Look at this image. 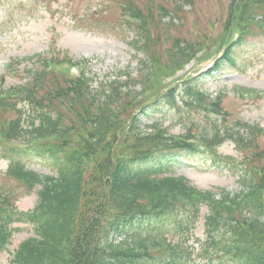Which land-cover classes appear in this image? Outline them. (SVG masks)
<instances>
[{"label":"trees","instance_id":"1","mask_svg":"<svg viewBox=\"0 0 264 264\" xmlns=\"http://www.w3.org/2000/svg\"><path fill=\"white\" fill-rule=\"evenodd\" d=\"M119 3L127 29L134 32L129 44L147 58L140 61L143 69L137 76L125 72L126 81L93 91L87 79L51 66L57 58L35 55L24 83L0 88V157L9 160L0 172V252L11 242L13 223L25 222L34 235L20 242L10 264H188L190 247L168 241L162 224L180 210L193 222L204 203L203 264H214V258L216 264H264V137L247 124L246 136L236 133V143L250 157H244L241 167V188L231 196L223 193L221 200L210 190L196 189L185 176L167 174L170 164L147 166L173 151L194 152L189 137L199 139L205 150L222 141L220 133L230 129L228 112L224 95L211 96L197 81L180 86V104L175 99L178 86L162 92L158 83L147 81L149 60L166 72L195 49L196 43L172 34L178 27L172 15L183 13L182 5L168 0ZM232 18L245 29L244 42L253 26L264 23V0H234L228 24ZM235 48L228 47L225 58ZM64 59L70 61L67 55ZM224 61L215 67L222 68ZM122 84H140L142 91L152 90L171 107H192L215 118L204 126L192 120L182 140L164 135L156 124L141 131L133 114L143 107V101H136L140 92H123ZM28 153L49 160L52 173L28 168L21 158ZM256 167L263 177L256 176ZM37 187L33 208L19 210L18 196ZM119 231L127 236L114 238Z\"/></svg>","mask_w":264,"mask_h":264},{"label":"rangeland","instance_id":"2","mask_svg":"<svg viewBox=\"0 0 264 264\" xmlns=\"http://www.w3.org/2000/svg\"><path fill=\"white\" fill-rule=\"evenodd\" d=\"M229 1L194 0V5L184 8L187 17L185 26L188 29L185 35L192 32L197 25L202 29L199 37L218 34L223 28V18ZM122 18L116 0H0V75L5 73L4 65L13 59L29 57L35 53L45 55L49 52L58 57L68 52L74 61L84 59L80 67L86 69V76L93 77V87L101 81L105 82L117 70H133L137 66V60L133 57V49L126 42L131 35L119 31ZM92 19L108 22L117 31L102 32L92 29L89 27ZM181 20L184 22L186 19ZM240 51L241 55L236 58L235 67L229 71L221 70L204 76L203 87L213 95L220 91L228 93L224 100V106L229 113L228 126L238 120L257 122L264 126V99L242 98L239 91L235 92L239 87L264 91V31L255 28V34L247 38ZM29 63L30 61L21 63L13 76L6 77L3 87L23 83L25 68ZM209 64H200L197 74ZM176 99L178 100L177 95ZM190 116L202 125L209 121L206 116L194 111L170 108L162 101L151 104L139 115V128L147 130L150 124L158 122L170 132L180 133L190 124ZM236 154L232 142L229 141L217 149L218 156ZM21 158L29 168L39 173L50 174L52 171L49 162L39 157ZM166 164L171 165L173 174L188 177L199 188H217L216 191L225 188L233 192L239 189L237 176L228 169L225 162L220 159L214 162L208 154L177 151L159 160H152L147 166ZM7 165L8 160L0 157V171H4ZM22 196L17 201L18 208L31 209L36 203V192ZM205 211V207H201L199 218L192 223L188 221L189 215L186 212L171 216L162 224L167 239L174 242L187 239L194 247L193 255H198L200 240L205 235ZM14 226L18 228L13 232L11 244L0 253V264H9L11 254L19 243L34 235L28 223H16ZM124 234L118 232L114 238L120 239Z\"/></svg>","mask_w":264,"mask_h":264}]
</instances>
